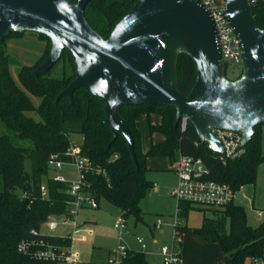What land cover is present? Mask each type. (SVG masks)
Returning a JSON list of instances; mask_svg holds the SVG:
<instances>
[{"label": "trees", "instance_id": "obj_1", "mask_svg": "<svg viewBox=\"0 0 264 264\" xmlns=\"http://www.w3.org/2000/svg\"><path fill=\"white\" fill-rule=\"evenodd\" d=\"M135 1L90 0L84 15L91 27L107 38ZM253 16L257 26L264 29V3L253 7ZM19 35L21 32H12L9 37ZM39 35L48 39L43 34ZM7 37L0 41V123L8 131L0 132V264H48L19 253L17 244L31 235V229L39 228L49 215L66 211V200L69 198L67 184L46 176L51 154L57 153L61 159H67L64 151L70 143L71 134L82 136V154L100 168L99 172H86L85 184L89 193L97 201L103 198L118 207L125 218L132 216L135 223L143 221L144 213L139 200L153 186L146 178L149 156L165 155L172 162L178 154L199 156L210 169V178L228 183L234 192L243 185L254 184L257 168L264 161L261 124L254 127L241 153L224 159L222 154L200 140L189 120L184 129L180 127L181 119L174 127V106H119L118 115L133 136L134 160L125 137L119 132L113 139L111 128L103 122V100L82 88L73 92L72 100L66 96L56 100L58 93L75 78V66L68 50H63L59 59L63 61L60 76L49 75L56 64L38 76L33 73L37 66L23 65L18 70V84L9 72V61L3 46ZM195 78L194 60L188 54L180 53L177 61L179 91L188 94ZM32 97L37 98V104ZM30 112L36 116L30 115ZM153 113L159 115L158 123L149 120ZM143 115L148 117L150 134L159 132L163 135V140L151 143L146 151L141 149L137 126L138 119ZM12 137L27 144H16ZM26 158L31 162L30 171L25 169ZM43 181L48 191L46 198H42L39 192ZM18 189L27 191L19 195ZM192 205L177 202L178 215L186 218ZM209 210L212 216L204 214L201 224L191 230L204 241L219 244L226 255V260L219 264H245L247 259L256 261L264 258V219L256 226L249 225L244 208L234 201L223 208ZM52 240L68 242L56 237ZM130 261L133 264H148L142 252L133 254Z\"/></svg>", "mask_w": 264, "mask_h": 264}, {"label": "water", "instance_id": "obj_2", "mask_svg": "<svg viewBox=\"0 0 264 264\" xmlns=\"http://www.w3.org/2000/svg\"><path fill=\"white\" fill-rule=\"evenodd\" d=\"M89 1L0 0V41L12 32L47 36L49 53L35 76L68 50L75 78L56 100H72L79 88L103 100V122L113 139L119 132L125 137L134 160L133 136L118 115L119 106L172 105L174 127L187 117L200 140L218 153L222 146L211 129L241 132L245 146L254 127L264 123V29L257 26L249 0H225V13L242 42V72L235 79L224 74L213 21L196 0H136L107 38L85 18ZM180 53L196 66L188 94L177 87Z\"/></svg>", "mask_w": 264, "mask_h": 264}, {"label": "rangeland", "instance_id": "obj_3", "mask_svg": "<svg viewBox=\"0 0 264 264\" xmlns=\"http://www.w3.org/2000/svg\"><path fill=\"white\" fill-rule=\"evenodd\" d=\"M9 61V72L13 80L19 84L18 70L23 66H38L43 62L49 53V40L33 31H22L19 36L8 35L3 43ZM63 70V61L59 60L49 72L50 76H60ZM241 73V66L238 64L227 63L225 75L229 79L237 78ZM32 101L37 104L38 100L32 97ZM157 111L156 108H151ZM36 116L33 112L29 113ZM149 120L158 123V114H151ZM148 117L141 116L137 121L140 132V145L143 151L149 149L151 143L163 139L159 132L150 134L148 129ZM262 132V153L264 155V123L261 124ZM0 132L7 133V129L0 123ZM82 136L71 134L70 140L81 141ZM16 144H27L12 137ZM25 169L30 171V160L26 158ZM173 162L165 155L149 156L146 160L148 168L146 178L154 186L149 188L139 200V206L143 214V222L135 223L132 216L126 218L127 230H121L115 226V219L121 216L118 207L103 198L98 200V206L85 207L79 210L75 217V228L72 226L58 225L54 230H47L42 225L43 231L61 235L67 232L71 234L70 247L73 259L80 262L99 261L104 257V251L117 246L119 237H122L126 244L133 249H138L136 236L144 238L146 248L143 249L144 258L148 264H161L162 257L160 248L167 245L171 248L176 238L179 245V254L183 264H218L224 261L225 254L217 243H207L196 236L191 228L199 226L203 215L212 216L209 210L212 207L192 205L187 217H180L177 213V199L169 194V188L177 182V176L172 170ZM62 173L68 181L77 179L76 169L73 164L63 165ZM48 172L46 177L51 176ZM45 179V177L43 178ZM156 186V188H155ZM27 190L18 189L19 195ZM234 203L242 206L246 213L249 225L256 226L264 219V161L257 168L254 184L241 186L234 195ZM203 208L208 210L204 211ZM262 216H258V212ZM56 215V214H52ZM156 216L164 219L161 228L151 232L150 226ZM182 219V226L177 228L173 225L175 218ZM58 221V217H54ZM180 241V242H179ZM264 264V258L256 262L246 264Z\"/></svg>", "mask_w": 264, "mask_h": 264}, {"label": "built area", "instance_id": "obj_4", "mask_svg": "<svg viewBox=\"0 0 264 264\" xmlns=\"http://www.w3.org/2000/svg\"><path fill=\"white\" fill-rule=\"evenodd\" d=\"M196 1L208 12L213 21L215 42L221 60L224 63V74L227 63L240 65L242 72V42L225 13V0ZM260 2L264 3V0H249V3L253 6ZM187 120L188 118L185 116L181 118V129L185 128ZM211 131L221 143L223 152L220 154H222L224 159L233 158L243 151L244 146L241 145V132L221 129H211ZM81 141L70 140L68 147L64 151V155L67 157L66 160L61 159L59 154L53 153L47 162L49 172L52 173L50 178L58 182L66 183L68 186L66 191L69 198L66 200V211L59 215H49L39 228L31 229V235L18 242L17 251L33 260L48 264H133L130 261L131 256L140 251L130 248L122 237H119L117 246L108 251L104 261L80 262L73 259L70 247V232L56 235L42 230V225H45L49 231L54 230L58 225L72 226L74 229L75 217L79 210L88 206L93 208L98 206L96 198L87 190L85 175L86 172L91 170L99 172L100 168L96 167L87 156L82 154L80 147ZM204 143L212 149L208 142ZM66 163L73 164L76 169L77 179L73 182L68 181L62 173L63 165ZM173 168L177 176V182L169 188V194L176 198L178 202H187L203 207L223 208L233 201L235 194L233 188L228 183L211 179L210 169L201 157L178 154ZM39 192L42 198L48 196L45 181L41 183ZM258 216H262L261 211L258 212ZM54 217H58V221ZM163 224L164 219L156 216L153 227L158 229ZM173 225L177 228L181 227L182 219L177 216ZM115 226L121 230H127L126 218L122 215L117 217L115 219ZM55 237L68 240V242L52 240ZM136 242L141 249L145 248L146 244L142 237L136 236ZM174 242L171 248L167 245L160 248V255L162 257L161 264H182L179 254L180 244H176V238Z\"/></svg>", "mask_w": 264, "mask_h": 264}, {"label": "crops", "instance_id": "obj_5", "mask_svg": "<svg viewBox=\"0 0 264 264\" xmlns=\"http://www.w3.org/2000/svg\"><path fill=\"white\" fill-rule=\"evenodd\" d=\"M163 140V139H162ZM159 141H161V140H159ZM173 164H174V162H173ZM173 167H174V165H173ZM172 170L174 171V168H172ZM153 186H154V184H153ZM155 188H156V186H155ZM235 195V194H234ZM233 201H234V199H233ZM156 218V217H155ZM141 222H143V221H141ZM154 222H155V219L153 220V223H152V225L150 226V230H151V232L152 231H154V230H156L154 227H153V224H154ZM248 223V222H247ZM161 228V227H160ZM159 229V228H158ZM200 238V237H199ZM143 240H144V238H143ZM203 240V239H202ZM144 242H145V240H144ZM206 242V241H205ZM137 243V242H136ZM208 243V242H207ZM145 244H146V242H145ZM137 245H138V249H134V250H136V251H140V252H142L143 253V249H141L140 248V246H139V244L137 243ZM145 248H146V246H145ZM144 248V249H145ZM133 249V248H132ZM110 249H107V250H105L104 251V257H103V259L102 260H99V261H91V262H102V261H104L105 260V258H106V256H107V254H108V251H109ZM144 254V253H143ZM225 254V253H224ZM226 260V255H225V258H224V261ZM223 261V262H224ZM246 262H250V263H253V262H256V261H253V260H251V259H247L246 261H245V264H246ZM221 263V262H220ZM183 264V263H182ZM219 264V263H218ZM262 264V263H261Z\"/></svg>", "mask_w": 264, "mask_h": 264}]
</instances>
